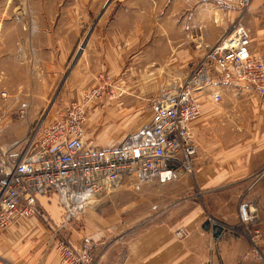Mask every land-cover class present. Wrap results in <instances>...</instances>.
Here are the masks:
<instances>
[{"label": "rangeland", "instance_id": "obj_1", "mask_svg": "<svg viewBox=\"0 0 264 264\" xmlns=\"http://www.w3.org/2000/svg\"><path fill=\"white\" fill-rule=\"evenodd\" d=\"M115 1L112 0L104 9L107 0H0V148L10 147L14 141L23 144L27 132L34 124L44 117L52 119L56 108L72 102H84V131L88 142L97 145L118 144L128 133L147 124L153 106L161 101V93L187 75L193 62L186 56L184 62L179 63L180 58L176 56L177 43L171 39L176 36L175 25L158 27L155 21L149 26L138 25L133 35L135 49L130 56L126 53L121 55L117 50L107 52L104 48L93 49L88 53L90 40H95L96 35L107 34V29L111 30ZM200 3V9L194 11L193 0H185L186 38L191 39L194 32L193 11L199 16L202 28L210 27L220 33L224 31L223 39L239 26L228 28V21L224 14H220V10H241L249 5L239 7L217 0H201ZM7 18L15 20V25L3 24L2 20ZM159 28L169 38L168 42L172 43L169 44V50H165L166 53L157 51L153 63L147 64L148 60L143 57L142 50L150 39L153 46L157 45L155 40L162 37ZM7 29H11L14 36L7 37ZM16 40L22 41L21 44L31 51L24 52L28 54L21 57L10 55V51L17 46ZM32 45L33 48L39 47L38 54L32 51ZM183 46L191 54L197 44L192 39H186ZM203 47L204 44H201ZM53 49L56 51L53 52ZM78 51L80 54L72 64ZM216 80V83L225 86L221 100L210 104L213 117L209 120L208 136L219 147L238 149L239 155L235 156L234 162L238 160L242 165L252 164L255 169L247 180L223 190L217 187L219 189L208 193L203 200V216L206 219L202 229L212 226L217 231L220 227L219 234L215 233L213 239L205 234L199 240L194 235L191 243H196L198 247L196 252L200 258L199 264H254L251 259L244 258L250 249V242L239 221L238 205L243 199L253 203L258 216L256 228L264 231V176L260 175L264 162L255 161L258 151H264V137L262 132L259 134V129L257 131L256 105L248 106L247 97L238 95L233 85L235 80ZM3 91L6 96L2 95ZM23 103L27 105L24 116L20 114ZM252 136L255 137L250 138ZM151 181L163 185L156 180ZM150 182H144L138 187L123 184L91 200L88 206L109 203L114 194H121L116 206L130 200L141 201L134 210H130L128 216L141 217L144 212H150L137 222L138 228L147 227L153 224L152 217L160 219V212L167 210L161 209L168 204V200L162 197L164 194L159 185L144 187ZM42 198L43 205L38 200L40 214L45 213L46 209L51 215L54 210L62 212L54 193ZM18 220L12 224L22 222ZM51 222L42 223L45 230H49L50 243L51 239L55 242L52 237L57 227ZM226 225L229 228L224 230ZM59 235L66 237L63 232H59ZM94 249L93 246L92 264L97 259Z\"/></svg>", "mask_w": 264, "mask_h": 264}, {"label": "built area", "instance_id": "obj_2", "mask_svg": "<svg viewBox=\"0 0 264 264\" xmlns=\"http://www.w3.org/2000/svg\"><path fill=\"white\" fill-rule=\"evenodd\" d=\"M217 1L246 7L251 0ZM217 78L234 79L238 85L264 94V58L251 54L245 29L235 28L207 47L187 75L161 93L150 121L118 144L87 141L84 102L63 104L52 119L41 118L23 144L14 141L10 147L0 148V229L16 219L42 215L38 198L54 193L62 209L61 225L53 234L61 263L92 264V239L83 237L74 245L60 237V228L82 213L91 200L117 189L125 180L168 183L191 175L198 144L190 124L201 114L196 93L215 84ZM221 98L218 93L212 95L214 102ZM22 106L24 116L27 105ZM260 175L264 176V168ZM238 217L250 242L244 258L264 264V231L256 228L254 204L241 200Z\"/></svg>", "mask_w": 264, "mask_h": 264}, {"label": "crops", "instance_id": "obj_3", "mask_svg": "<svg viewBox=\"0 0 264 264\" xmlns=\"http://www.w3.org/2000/svg\"><path fill=\"white\" fill-rule=\"evenodd\" d=\"M200 2L201 0H193L194 11L200 9ZM112 11L111 30L107 29V34L96 35L95 40L91 39L88 53L93 49L103 50L104 48L107 52L117 50L121 55L126 53L130 56L135 49L133 35L136 27L153 25L155 21L158 27L175 25L176 36L171 39L177 43L176 56L180 58L179 63L184 62L185 57L189 56L193 66L204 55L207 47L215 45L224 35V31L220 33L211 30L210 27L202 28L199 16H196L197 14L193 11L194 32L191 39L197 46L191 54L187 52L183 45L186 39H191L186 38L184 31L185 0H117ZM220 11H222L220 14H224L228 21V28L239 26L248 32L251 54L264 58V0H252L246 8L241 10L230 8ZM2 23L8 26L15 25V20L7 18L3 19ZM158 31L162 37L155 40L157 45L153 46V41L150 39L149 44H146L142 50L143 57L148 60L147 64L153 63V56L157 55V51L166 53L165 50L168 51L169 44L172 43L168 42L169 38L162 33L161 28ZM5 35L12 37L14 33L11 29H7ZM16 43L17 46L10 51V55L21 57L28 54L24 52L31 51L21 44L22 41L16 40ZM201 44H204L203 48ZM171 47L175 49L174 46ZM30 48L37 54L40 51L39 47L33 48V45ZM55 51L53 49V52ZM163 61L162 59L161 63ZM233 85L238 95L247 97L248 106L256 105L257 131L259 129V134L262 132L264 137V94L260 95L250 87H239L236 82H233ZM224 86L215 83L196 93L201 102V114L190 124L199 147L192 176L183 175L179 180L162 183L163 185L154 181L144 185L145 188L156 184L160 186L159 189L164 194L162 197L168 200V204H165L161 210L167 209L168 211L164 210L167 213L161 211L160 219L155 220L154 218L157 217L154 216L151 219L153 224L138 228L137 222L142 217L143 219L147 217L150 212H144L141 217L135 215L129 217L130 210H134L141 201L130 200L116 206L117 198L121 194H114L110 197L109 203L87 205L82 213L61 227L59 232H63L65 238L74 245H79L83 237H90L97 253L95 264H199L200 258L196 252L198 247L196 243L192 245V237L197 235L199 240L207 234L210 239H213L215 233L219 234L220 228L217 231H214L212 226L202 229L206 219V216H203L204 198L208 193L219 188L223 190L227 186L247 180L255 169L252 164L242 165L238 160L234 162L235 156L239 155L238 149L219 147L217 142H213L208 136L210 134L209 120L213 117L211 105L217 103L212 100V95L218 93L222 97ZM257 160L264 162V151H258L255 161ZM144 182L147 181L128 179L123 181L122 185L138 187ZM151 191L152 189L149 192ZM166 191L170 193H165ZM38 200L40 204H44L42 196ZM46 211L42 215L25 220L19 219L21 223L0 229V264H62L53 239L50 243L47 233L49 230H45L42 225L44 221L47 224L52 221L54 226H60L62 214L58 210L57 212L54 210L53 215L48 212V209ZM225 222H227L226 219ZM228 228L226 225L223 229Z\"/></svg>", "mask_w": 264, "mask_h": 264}, {"label": "water", "instance_id": "obj_4", "mask_svg": "<svg viewBox=\"0 0 264 264\" xmlns=\"http://www.w3.org/2000/svg\"><path fill=\"white\" fill-rule=\"evenodd\" d=\"M112 0H107V2L105 3L104 5V9L108 6V4L111 2ZM103 11L100 13L99 17L102 15ZM90 34V33H89ZM89 34L87 35V37L84 39V43L87 41V38L89 37ZM84 43L80 46V51L81 49L83 48L84 46ZM80 51H78L77 55L75 56V59L73 61L72 64H74V62L76 61V59L78 58L79 54H80Z\"/></svg>", "mask_w": 264, "mask_h": 264}]
</instances>
